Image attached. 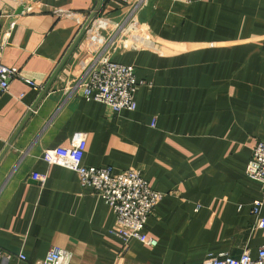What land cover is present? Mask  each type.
<instances>
[{"label": "crops", "instance_id": "0c3cea01", "mask_svg": "<svg viewBox=\"0 0 264 264\" xmlns=\"http://www.w3.org/2000/svg\"><path fill=\"white\" fill-rule=\"evenodd\" d=\"M131 9L39 0L13 16L18 0H0V33L13 22L0 61L20 72L0 95V264H35L52 246L69 264H191L264 244L250 212L264 191L245 173L264 139V0ZM99 56L135 67L134 110L71 91ZM57 147L80 148L83 165L141 170L163 193L143 229L156 244L113 233L103 198L44 159Z\"/></svg>", "mask_w": 264, "mask_h": 264}, {"label": "built area", "instance_id": "2783aa9c", "mask_svg": "<svg viewBox=\"0 0 264 264\" xmlns=\"http://www.w3.org/2000/svg\"><path fill=\"white\" fill-rule=\"evenodd\" d=\"M114 1L132 5L131 14L142 2V0ZM38 2L39 0H18V11L13 16L32 12ZM97 10L98 8H92L89 15ZM12 24L13 22L0 33V52L6 43V36ZM19 76L17 67L5 66L0 61V95L8 90L11 80ZM140 84L143 82L137 80L134 66L99 56L83 70L71 91H79L85 98L101 102L113 111L134 110L136 89ZM82 156L83 151L80 148L57 147L44 152L46 161L64 162L73 168L78 174L80 184L91 187L113 209L116 224L111 231L123 242L135 238L148 245H155L156 240L148 237L143 229L148 216L152 214L163 193L152 189L139 169L130 168L122 172H114L110 167L83 165ZM245 173L250 179L257 181L264 191V139L259 140L254 146ZM32 177L39 181L45 178L41 174H33ZM263 205L264 196L254 200L251 205L250 212L255 217L256 228H264V216L261 213ZM17 257L26 260L23 253H19ZM70 259L71 254L68 251L52 246L35 264H69ZM191 264H264V244L259 246L255 257L251 256L249 249H245L237 257L221 253Z\"/></svg>", "mask_w": 264, "mask_h": 264}]
</instances>
